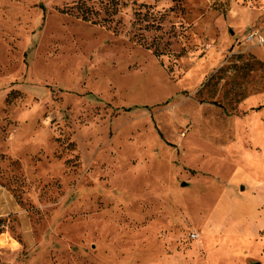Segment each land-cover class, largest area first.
Here are the masks:
<instances>
[{
    "label": "rangeland",
    "instance_id": "374dc122",
    "mask_svg": "<svg viewBox=\"0 0 264 264\" xmlns=\"http://www.w3.org/2000/svg\"><path fill=\"white\" fill-rule=\"evenodd\" d=\"M259 37L264 0H0V264H264Z\"/></svg>",
    "mask_w": 264,
    "mask_h": 264
},
{
    "label": "crops",
    "instance_id": "0c3cea01",
    "mask_svg": "<svg viewBox=\"0 0 264 264\" xmlns=\"http://www.w3.org/2000/svg\"><path fill=\"white\" fill-rule=\"evenodd\" d=\"M233 187H235V190L238 193V195L240 194L242 197H244L246 203L247 202H250V200L247 198V196H246L245 193H243L242 191H238V189L240 190V186L233 185ZM229 190L230 189H228V191ZM222 201H223V198L221 196V197L218 198V201H216L213 204V206L210 209V211H208V212L205 213V222L203 224V231L205 233H209L208 234V237L211 236V237H214V238L215 237L216 238H233V237H238V238L246 237V238H248V237H250L249 235L251 234V232L249 234L248 229L246 230L244 228V226H243V228H244L243 230L242 229L238 230V227H236L235 225H229V224L226 225V226H224V227H222L223 226L222 224L225 222L224 220H222V217L221 218H215L214 217L215 216V213L217 211L218 212L220 211V207L223 204ZM242 211H243V209H239V210H236L235 209V212H242ZM240 220H241V224H242V222L244 220V217L241 218Z\"/></svg>",
    "mask_w": 264,
    "mask_h": 264
},
{
    "label": "built area",
    "instance_id": "2783aa9c",
    "mask_svg": "<svg viewBox=\"0 0 264 264\" xmlns=\"http://www.w3.org/2000/svg\"><path fill=\"white\" fill-rule=\"evenodd\" d=\"M254 35H255V32H253V33L251 34V37H254ZM258 40H259V42H260L261 44L264 43V39H263V37H259ZM191 237H192V239H196V238L198 237V235L195 234V233H193V234H191Z\"/></svg>",
    "mask_w": 264,
    "mask_h": 264
}]
</instances>
